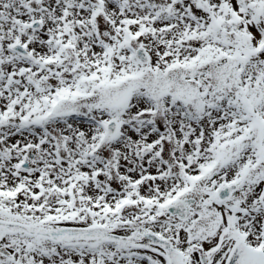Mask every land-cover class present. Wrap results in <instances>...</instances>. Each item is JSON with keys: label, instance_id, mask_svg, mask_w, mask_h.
<instances>
[{"label": "rangeland", "instance_id": "obj_1", "mask_svg": "<svg viewBox=\"0 0 264 264\" xmlns=\"http://www.w3.org/2000/svg\"><path fill=\"white\" fill-rule=\"evenodd\" d=\"M207 1L206 9L196 0H0V219L51 236L0 226V264H126L68 249L81 241L75 231L89 221L90 198L99 213L124 205L105 219L132 239L120 247L142 254L129 264L145 255L166 264L140 239L145 229L171 239L185 264H220L242 230L264 241V52L254 51L255 36L264 47V0ZM12 41L28 54L11 51ZM138 45L148 61L133 55ZM118 81L124 86L106 95ZM110 118L118 132L100 140L99 123ZM146 120L164 131L160 143ZM180 172H192V190L177 182ZM231 180L235 191L217 201L214 187ZM175 188L196 197L187 220L165 210ZM218 234L211 248L219 249L204 251Z\"/></svg>", "mask_w": 264, "mask_h": 264}, {"label": "water", "instance_id": "obj_2", "mask_svg": "<svg viewBox=\"0 0 264 264\" xmlns=\"http://www.w3.org/2000/svg\"><path fill=\"white\" fill-rule=\"evenodd\" d=\"M199 2L202 5L206 6V2L199 0ZM32 26H37L38 25V21L34 20L31 24ZM17 48H19L18 46H16ZM138 50V54L145 59L146 58V53H144L143 49L140 47L137 49ZM29 157H31V155L29 154ZM192 199L191 198H183L178 200L176 203L172 204L171 206H169L167 208V211H169L171 214H176L178 218L181 219H185L187 217L188 214V207L187 205L189 204V202H191ZM5 228H7L10 231H25V232H33V230L29 229L28 227L20 224V223H16V222H3L2 223ZM147 236L149 238V240L153 243H156L158 245H160L161 247H163L170 255L173 256V262L172 264H182L181 261V256L178 252L175 251V249L170 245V243L161 237H157L155 234L153 233H147ZM236 245H238V243H236ZM256 264H264L261 263L260 261H256ZM247 264H253L252 262H249Z\"/></svg>", "mask_w": 264, "mask_h": 264}, {"label": "flooded vegetation", "instance_id": "obj_3", "mask_svg": "<svg viewBox=\"0 0 264 264\" xmlns=\"http://www.w3.org/2000/svg\"><path fill=\"white\" fill-rule=\"evenodd\" d=\"M219 249V248H218ZM222 249V248H221ZM220 249V250H221ZM228 248H225L224 252L222 253V257L224 256L225 251H227ZM222 251V250H221Z\"/></svg>", "mask_w": 264, "mask_h": 264}, {"label": "bare ground", "instance_id": "obj_4", "mask_svg": "<svg viewBox=\"0 0 264 264\" xmlns=\"http://www.w3.org/2000/svg\"><path fill=\"white\" fill-rule=\"evenodd\" d=\"M199 179V178H198Z\"/></svg>", "mask_w": 264, "mask_h": 264}]
</instances>
